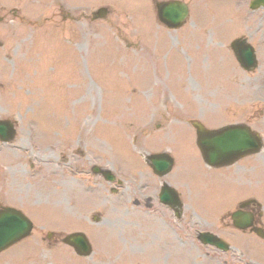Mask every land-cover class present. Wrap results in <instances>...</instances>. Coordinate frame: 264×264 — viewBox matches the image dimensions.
Returning a JSON list of instances; mask_svg holds the SVG:
<instances>
[{
  "label": "rangeland",
  "instance_id": "obj_1",
  "mask_svg": "<svg viewBox=\"0 0 264 264\" xmlns=\"http://www.w3.org/2000/svg\"><path fill=\"white\" fill-rule=\"evenodd\" d=\"M117 1L127 4L124 0ZM117 1H103L109 13L106 19L99 21H90L80 15L77 0H48L46 17L48 13H55L56 17L50 14L55 18L47 17L34 24L26 21L0 24L1 40L11 36L5 48L0 47V64L5 50H16V54H12L16 59L0 65V82L10 78V74L19 79L10 87L0 86V118L16 121L13 141L0 143V197L7 187L6 180L9 188L11 180L19 177L22 186H30L29 191L19 193L24 206L40 202L53 207L42 206V212L36 210V213L33 209L25 211L36 219L33 240L39 239L50 227H40L44 221L72 220L66 212L77 209L84 224L82 211L95 208L97 221L84 227L94 244L92 254L83 259L84 264H231L225 262L226 252L195 241V223L191 221L190 211L200 215L198 220L204 226L206 213H213L218 208L220 196L239 192L217 177L223 178L226 174L237 188L248 184L250 176L257 171L263 173V169L253 163L246 166V160L222 170L208 167L195 145L194 135L191 136L194 129L190 121L199 119L211 127L221 124L225 120L222 116L227 115L222 111L227 103L223 97L230 93L232 97L239 96L237 99L243 110L250 111L229 113L232 115L229 120L245 119L264 129V101L255 99V95L264 98V86L256 89L264 80V21H243L242 16H235V0H210V4L198 6L193 11L198 21H188L174 30L170 39L163 30L158 36L160 46L154 49L157 38L147 37L143 28L154 30L155 36L160 28L152 21H132L136 10L117 5ZM202 2L204 4L206 0ZM34 5L35 2H28V6ZM212 9L223 21H212L214 25L206 21L211 19ZM20 10L29 14L25 2L20 3ZM70 11L73 12L69 13L71 21L59 23ZM257 15V12L249 13L253 20ZM235 18L236 21H228ZM10 19L9 15L5 16L6 21ZM237 21H243L239 22L241 31H249L259 44L262 59L254 72L231 71L228 88L219 84L234 62L228 49L226 28L238 27ZM215 25L226 29V34L223 36L222 30ZM205 27H210L211 33ZM220 35L222 37H218ZM17 38L21 39L18 49L14 46ZM172 41L176 45H172ZM162 44L169 46L162 54L164 60L155 81L153 62L147 61L153 56L156 63L161 60V55L155 56L153 52L160 50ZM172 49H177L180 54L175 61L167 56ZM119 53L123 56L120 60ZM148 79L152 84H158L150 97L140 92L151 91L144 83ZM216 110L222 112L213 116ZM76 146L85 154L97 157L99 164L126 177L125 185L132 190L138 189L133 182L136 177H131L137 172L143 176L140 177L142 180L151 182L155 179L147 165L141 162L139 152L172 148L177 163L171 173L176 177L170 178L174 183L178 178L187 187L192 210L182 214L179 226L162 206H153L148 213L144 204H133V212L128 213L124 199L115 203L114 199L110 200L106 184L101 185L99 192L91 189L83 193L76 182L67 178L71 172L63 160V153L66 155L69 148ZM112 160H116V165ZM29 161H35L36 169L42 168L35 176L37 178H29L31 183L23 175ZM82 161L86 162L84 157ZM47 162H51V170ZM259 165L264 168L263 163ZM263 190L264 186L260 185L259 191ZM12 193L18 196V193ZM80 219L75 217V227L83 225ZM201 224L196 227L199 229ZM102 236L106 244L101 242ZM107 237L110 238L108 243ZM256 246L261 243L255 240V249ZM114 254L120 256L116 262L112 261ZM75 261L79 263V260Z\"/></svg>",
  "mask_w": 264,
  "mask_h": 264
},
{
  "label": "water",
  "instance_id": "obj_2",
  "mask_svg": "<svg viewBox=\"0 0 264 264\" xmlns=\"http://www.w3.org/2000/svg\"><path fill=\"white\" fill-rule=\"evenodd\" d=\"M169 18H175L177 19V14L173 11V13L167 14ZM11 124L8 121H5V124L3 122H0V133L1 134H8V136L12 133L11 130L9 129ZM198 135L200 136L199 143L202 145L203 150L205 154L207 155V159H209V156L211 157L213 155V152L215 153L216 156H219V159L221 160L223 158V154L225 155L226 153L229 154H235L236 152H232V150H225L224 146L225 142L223 141L224 137L227 136L228 134H231L227 132L228 130H222L219 132L211 133L210 137L209 135H206L205 137L202 136L204 133L203 130L198 129ZM246 132V130H244ZM242 148H235V150H241ZM217 150H220L218 152ZM22 232L15 233L13 236V239L19 238L21 236ZM8 242H5V240H2L0 243V248L6 245Z\"/></svg>",
  "mask_w": 264,
  "mask_h": 264
},
{
  "label": "flooded vegetation",
  "instance_id": "obj_3",
  "mask_svg": "<svg viewBox=\"0 0 264 264\" xmlns=\"http://www.w3.org/2000/svg\"><path fill=\"white\" fill-rule=\"evenodd\" d=\"M243 211H244V217L243 220L246 221L247 215L245 212L249 214L250 218V225L249 227L252 228L253 226H263V221H262V212L260 211V205L253 199H250L247 201V204L243 206Z\"/></svg>",
  "mask_w": 264,
  "mask_h": 264
}]
</instances>
